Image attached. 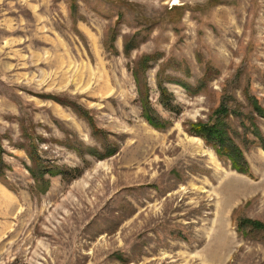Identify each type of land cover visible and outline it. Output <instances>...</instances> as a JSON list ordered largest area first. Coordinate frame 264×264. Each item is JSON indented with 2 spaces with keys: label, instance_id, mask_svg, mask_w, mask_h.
I'll list each match as a JSON object with an SVG mask.
<instances>
[{
  "label": "rangeland",
  "instance_id": "1",
  "mask_svg": "<svg viewBox=\"0 0 264 264\" xmlns=\"http://www.w3.org/2000/svg\"><path fill=\"white\" fill-rule=\"evenodd\" d=\"M147 54L165 129L141 115L131 70ZM157 72L179 113L159 102ZM252 96L264 108V0H0V264H264V231L236 221H264ZM219 106L247 173L183 127ZM21 129L42 137V164L81 174L46 173L37 192Z\"/></svg>",
  "mask_w": 264,
  "mask_h": 264
},
{
  "label": "trees",
  "instance_id": "2",
  "mask_svg": "<svg viewBox=\"0 0 264 264\" xmlns=\"http://www.w3.org/2000/svg\"><path fill=\"white\" fill-rule=\"evenodd\" d=\"M111 47L113 48V45H111ZM132 48L133 45L131 41H128L123 45V51L125 54H128ZM153 58L154 57L149 54L142 56L131 71L135 85L137 87L142 117L155 129H165L171 125V121L161 117L152 107L149 99V87L145 78V73L150 67L149 62ZM165 81L167 80H165L164 77L162 78L160 72H157L156 82L159 92V102L165 109L179 113L180 109L173 105V94L164 85ZM49 97L60 104H66L67 106L71 107L79 117L83 118L88 123L93 135H96L97 132H101V130L95 125V121L90 113H88V111L78 103L73 101L65 102L54 96ZM248 101L249 105L252 107V111L256 115L264 118V108L259 104L258 100L252 96L248 97ZM230 114H232V111H230L228 108L219 106L213 111L211 117H209L207 121H202L200 119L195 121L187 120L183 122V127L189 134L199 136L201 139H203L205 144L211 146L214 149L218 157L229 162V165L233 170L239 173H247L249 171L248 161L245 158L242 149L235 143L229 131L230 126L226 121V118ZM251 125L252 128L250 127V132L257 139V142L264 151V136L262 135L259 127L253 121ZM22 136L28 139L32 144V147L30 148H25L23 145L20 146L25 149V152L29 158L30 165H25V167L29 171L34 181L37 192L44 193L48 189L49 179L45 177L46 173L49 176H56L66 174L68 172L70 173V179L81 174V170L78 168L62 169L42 164V159L37 154L35 145L33 143L34 139L40 140L42 137L40 135H36L35 133L30 135L25 129L22 130ZM2 139L3 137L0 135V181L6 182V172L9 169V165L4 159L5 149L3 147ZM67 146L69 145L67 144ZM87 152L91 155H95L97 158H104L114 154L115 149H108L104 153H95V151L92 150H88ZM236 221L238 223V227L241 229L251 228L254 230L264 231V221L245 217H238Z\"/></svg>",
  "mask_w": 264,
  "mask_h": 264
}]
</instances>
